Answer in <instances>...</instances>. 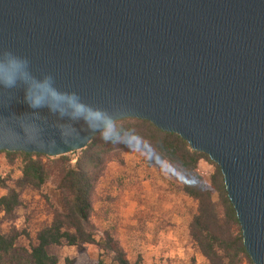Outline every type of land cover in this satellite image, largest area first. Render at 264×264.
I'll return each mask as SVG.
<instances>
[{
    "label": "water",
    "instance_id": "1",
    "mask_svg": "<svg viewBox=\"0 0 264 264\" xmlns=\"http://www.w3.org/2000/svg\"><path fill=\"white\" fill-rule=\"evenodd\" d=\"M127 118L218 165L264 264V0H0V151L67 155Z\"/></svg>",
    "mask_w": 264,
    "mask_h": 264
},
{
    "label": "trees",
    "instance_id": "2",
    "mask_svg": "<svg viewBox=\"0 0 264 264\" xmlns=\"http://www.w3.org/2000/svg\"><path fill=\"white\" fill-rule=\"evenodd\" d=\"M134 149L146 154L150 166L168 162L180 171L183 191L197 203L189 232L206 264H242L244 258L252 262L221 170V178H214L212 187L209 186L197 171L200 160L208 157L206 154L192 150L178 134L162 131L146 120L127 118L95 135L79 151L75 162L68 155L53 158L41 153L5 151L12 161L20 159L21 175L11 179L0 172V188L7 189L0 195V213L12 216L21 204L20 189L41 188L50 180L57 184L61 207L55 208L51 220L36 232L37 243L30 251L17 248L20 233L16 229L0 234V264H60L49 248L62 245L81 248L82 253L84 245H93L100 251L97 259L66 258L64 264H107V258L109 264H132L117 237L116 227L104 228L100 236L93 217L97 213L96 184L108 163L113 155ZM8 179L12 180L11 185ZM214 191L219 193L218 201L213 199Z\"/></svg>",
    "mask_w": 264,
    "mask_h": 264
},
{
    "label": "rangeland",
    "instance_id": "3",
    "mask_svg": "<svg viewBox=\"0 0 264 264\" xmlns=\"http://www.w3.org/2000/svg\"><path fill=\"white\" fill-rule=\"evenodd\" d=\"M79 151L67 154L73 162ZM55 158V157H53ZM20 159L12 161L5 151H0V172L3 177L16 179L21 175ZM220 168L209 157L198 164L199 177L212 187L214 178H221ZM8 179L9 185L12 180ZM7 189L0 188V195ZM21 204L10 217L0 213V234L16 229L20 236L16 242L19 250H31L36 232L51 220L55 208L61 207L59 189L54 180L41 188L26 186L20 189ZM96 214L93 221L102 235L104 228L114 225L117 237L132 264H206L189 232V224L196 213L197 203L183 191L180 171L166 162L150 166L141 150H131L113 155L98 180L94 192ZM219 200V193L213 192ZM99 213V214H98ZM102 219L103 222H99ZM54 246L49 253L60 264L66 258L97 259L96 246ZM107 258V264H109ZM242 264H253L244 258Z\"/></svg>",
    "mask_w": 264,
    "mask_h": 264
}]
</instances>
